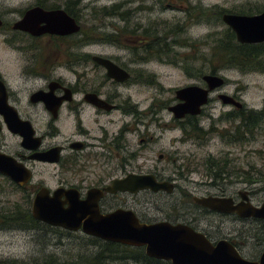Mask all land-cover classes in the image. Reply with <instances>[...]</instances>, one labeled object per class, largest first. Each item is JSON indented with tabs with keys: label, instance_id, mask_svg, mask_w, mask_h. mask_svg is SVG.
Segmentation results:
<instances>
[{
	"label": "rangeland",
	"instance_id": "374dc122",
	"mask_svg": "<svg viewBox=\"0 0 264 264\" xmlns=\"http://www.w3.org/2000/svg\"><path fill=\"white\" fill-rule=\"evenodd\" d=\"M24 0H7L9 7H18ZM121 0H110L100 2L98 7L112 5ZM125 0H122V3ZM131 6L135 11L134 16L128 17L127 26L115 21L113 18L104 21L101 29L106 34L115 31L114 25L123 29L122 43L118 45H103L80 49L77 47H56L48 41L33 44L26 43L21 47L22 51L15 53L11 48H6L0 38V72L9 74L11 83L18 86L19 80L15 72L9 69L8 63L26 59L29 56H39L40 62L44 59H51L56 62V77L64 80L70 78L69 69L62 57L70 54H92L119 60L122 66L128 71H144L153 74L152 86L147 88L139 82L137 87L133 83L121 87L122 94L129 95L133 99L138 94V99H152L157 110L159 119L152 128L154 144L152 154L147 155V162L137 157L133 170L143 167L147 173L158 174L162 178H171L175 181L178 190H175L171 198H152L150 195L140 194L136 197L128 196L124 203L129 209L134 210L144 223H154L172 218L179 210L180 204L187 208H193L192 212L200 217L201 226L207 229H220V232H213L214 238L236 239L237 249L242 258L248 261H256L262 253L264 243L256 241V236L264 237L262 226L251 222H241L233 218H220L209 216L195 207L191 199L193 197H206L209 194L225 193L229 196L239 191L252 193L253 205H259L264 201V184H249L248 179L257 181L256 173L264 178V124L257 131L254 140L244 144L228 143L225 137L227 133L234 130V124L225 123V115L234 112V108L223 106L217 99L219 95L235 97L248 111L264 113V74L241 73L237 70H220L217 76L224 79V86L213 92L210 96V104L203 109L199 117V127L205 132L214 126L215 132L205 140H198L195 137H187L183 134V143L180 142L182 133L180 130L162 128V124H169L171 115L163 109L169 106L175 99L174 93L177 90L199 86L204 88L200 79L210 75L211 65L207 62L213 59V45L216 41H225L226 31H230L222 22H218L213 16L212 10L218 9L229 14L239 15L240 13L255 15L264 11V0H134ZM108 6V7H109ZM129 9V8H128ZM125 14V11H122ZM18 16H11L9 20H17ZM98 24V22L96 23ZM140 26L137 33H133L131 26ZM182 28L181 31L174 30ZM146 31L149 43L154 34L160 39L157 41L165 44L163 49L167 51L161 57H150L145 59L147 63H133V56L139 58L145 56L139 46L142 31ZM143 31V34H144ZM148 31V32H147ZM175 33V34H174ZM120 38V41L122 40ZM136 39V40H135ZM164 42V43H163ZM142 44V45H143ZM189 44L188 46H185ZM37 51L34 52L33 48ZM168 48V49H167ZM147 55V54H146ZM20 61V60H19ZM219 69V66L214 63ZM8 67V68H7ZM199 77V78H198ZM201 77V78H202ZM155 81V82H154ZM147 88V89H146ZM137 101V99H136ZM149 104V102L147 103ZM146 105L143 106L145 108ZM162 104V105H160ZM131 150L140 148L137 138L129 140ZM162 155L163 158L159 159ZM125 157V155H123ZM213 160L230 173L229 178L223 177V181L213 186L208 178L209 160ZM252 169V170H251ZM32 186L43 182L49 189L57 186V179L54 175L55 168L52 166H36ZM252 175V176H250ZM33 191V192H32ZM21 192L8 186L0 179V210H11L21 205L23 199L33 197L37 190ZM190 199V201L187 200ZM146 203H153L144 206ZM190 205V206H189ZM155 206V207H154ZM177 206L175 213L173 207ZM157 208V209H156ZM188 210L180 211L181 215ZM80 234L67 235L61 230L54 231L49 228L37 227L31 230H0V264L2 263H27L43 264L47 257H54L61 262L74 260L76 254L88 252L85 247L87 241L81 239ZM87 254V253H85ZM111 264H124L114 262ZM126 264H136L128 262Z\"/></svg>",
	"mask_w": 264,
	"mask_h": 264
},
{
	"label": "flooded vegetation",
	"instance_id": "af4514ba",
	"mask_svg": "<svg viewBox=\"0 0 264 264\" xmlns=\"http://www.w3.org/2000/svg\"><path fill=\"white\" fill-rule=\"evenodd\" d=\"M104 1L110 0H24L20 2L18 7H9L7 0H0L1 43L6 48H11L15 53L22 51L21 47H25L26 43L37 44L42 41H48L53 46L63 48L77 47L84 49L109 45L103 40V36L106 33L101 29V25H104V21L108 18L109 20L113 18L115 21L123 23V18L121 17L123 10L128 17L134 16L135 11L131 6L135 1L125 0L122 3L121 0L118 3H111L112 5L110 6L98 7V4ZM33 9H40L43 12H63L69 19L73 20L78 27V32L67 36L44 35L32 37L15 31L13 29L14 25L21 21L27 12ZM262 12L250 16H257ZM14 15L18 16V19L9 20V17ZM224 15L236 14L223 12L220 15V22H222ZM97 22L98 24H96ZM124 25L127 24L124 23ZM114 27L116 28L115 33L121 29L116 25ZM129 28L137 33L140 26L134 25ZM117 36H120V34H117ZM141 40L140 38L138 45L143 44ZM29 47L33 48L34 52L37 51L36 47ZM96 57L108 60L117 68L125 71L129 75L128 80L118 83L110 79L105 69L93 60ZM133 57V63H147L142 60L145 58ZM62 58L65 60L67 69H69L70 78L67 80L56 77L57 68L54 60L44 59V61L40 62L41 58L39 56H29L25 60L20 58V61L13 63L6 62L9 69L17 70L15 74H17V78L20 81L18 86H14L11 83L9 74L0 72V91H4V100L1 99L0 101V110H4L3 113H0V154L13 160L17 165L24 167L31 174V180L25 188H21L1 175L0 179L8 186L21 192L37 190L32 198L29 197L31 203L35 194L41 189H46L50 197H53L57 191H71L74 192V198L76 194L81 202L87 200L90 192L96 191L101 193L100 196L98 194L93 195V199L97 203L98 213L101 216L122 210L132 212L140 223L147 225L163 222L172 225H185L193 231L203 234L212 244H216L221 240L228 241L238 252L236 239L214 238L217 236H212V233L220 232V229H214V227L211 229L209 224L207 229H203L200 217L192 212L193 208H187L180 204L179 210L176 211L177 206L173 207L174 210H171V213L176 211L177 213L175 214H178L173 219L168 217L164 221L144 223L143 220L139 219V214L124 205L128 196L136 197L140 194H146L152 198H171L175 190H178L173 179H165L158 176V174L147 173L143 170L144 166H141L139 171L138 168L133 170L132 166L136 163L137 157L147 162L145 159H147L148 154H152L151 146L154 144L152 128L155 123L158 125L162 122V119H159L160 111L157 110L152 99L145 98L143 100L142 97L138 99V94H135L137 101L129 95L125 97L122 94L121 87L130 83H133V87H137L138 81H140V88L145 84L150 89L153 85V74L138 70L128 71L119 60L92 54L67 55ZM232 98L236 100L235 97ZM148 102L149 104H147ZM146 104L147 106L143 108ZM176 105H178V101L173 100L167 108H164V105L162 107L168 112L170 108ZM241 110L247 111L244 107L236 111ZM169 114L171 115L170 123L162 124L161 126L162 128L180 130L182 133L180 142L183 143V134L192 128L190 124L195 119L199 120L203 111L199 117L187 116L180 121L175 120L171 113ZM16 125L21 126L20 130L23 136L9 131V126ZM29 132H32V134H29ZM24 138L27 139V143H25L26 140ZM130 138L138 139V144L140 145L138 150H131ZM28 145L30 147L36 145V148L28 149ZM54 149L58 150L59 160L57 163L50 164L36 160L38 156ZM162 158L163 156L160 155L159 159ZM36 166H52L55 168L54 175L57 179V186L54 189L47 188L41 181L32 186ZM130 175L153 176L157 183L172 185L173 192L172 194L164 192L152 193L146 190L134 195L119 192L116 194L105 193V190L113 182L123 180ZM244 192L247 193L248 202L253 205V195L248 191H239L231 196L222 193L209 194L206 197L231 198L234 205H237L241 202L240 195ZM60 201L64 202L65 197L62 196ZM152 204L146 203L144 206ZM261 204L253 206L259 207ZM195 207L209 216L228 217L237 221L251 222L264 226V221L254 219L241 220L236 215H222L206 209L202 210L196 205ZM64 208H67V206L65 205ZM182 210H188V212L181 215L180 211ZM46 227L53 230H61L66 234H80L82 237H87L80 231L78 233H70L59 228ZM263 252L264 248H262Z\"/></svg>",
	"mask_w": 264,
	"mask_h": 264
},
{
	"label": "water",
	"instance_id": "95a60500",
	"mask_svg": "<svg viewBox=\"0 0 264 264\" xmlns=\"http://www.w3.org/2000/svg\"><path fill=\"white\" fill-rule=\"evenodd\" d=\"M222 23L234 34L237 44H264V12L250 17L224 15ZM13 29L32 37L67 36L78 32L73 20L63 12H43L40 9L27 12ZM93 60L105 69L110 79L118 83L128 80L129 75L108 60L97 57ZM202 83L204 88L190 86L175 92L178 105L168 110L175 120L180 121L187 116L199 117L209 104L211 94L224 86V79L217 75H209L202 77ZM3 95L4 91H0V101L4 100ZM217 98L223 106L233 107L236 110L243 108L240 102L227 95H219ZM3 111L0 110V113ZM20 127L9 126L8 129L13 134L22 135ZM24 139L27 143V139ZM27 148L32 150L36 145L34 147L28 145ZM58 157V150L54 149L35 158L43 163L54 164L58 162ZM0 175L21 188H25L31 180V174L24 167L1 154ZM146 190L152 193L172 194L173 186L168 183H157L153 176L130 175L123 180L113 182L105 193L119 192L134 195ZM95 194L101 195L92 191L87 200L81 202L76 194L74 198V192L71 191H57L53 197H50L46 189H41L35 194L31 203L32 219L70 233L80 231L84 236L104 243L143 249L147 258L169 264H264V252L256 261L245 260L228 241L221 240L212 244L203 234L185 225L164 222L147 225L140 223L132 212L122 210L101 216L93 199ZM62 196L65 197L64 202L60 201ZM240 196L241 202L237 205H234L231 198L213 196L193 197L192 201L196 206L218 214L236 215L241 220L264 221V202L261 206L255 207L248 202L246 192ZM65 205L67 208H64Z\"/></svg>",
	"mask_w": 264,
	"mask_h": 264
},
{
	"label": "trees",
	"instance_id": "16d2710c",
	"mask_svg": "<svg viewBox=\"0 0 264 264\" xmlns=\"http://www.w3.org/2000/svg\"><path fill=\"white\" fill-rule=\"evenodd\" d=\"M212 13L213 16H215L216 20L220 22V15L223 12L216 8L212 10ZM239 15L250 16V14L244 13H240ZM121 17L125 19L127 18L125 23L128 24V15L123 14ZM123 29H120L116 33L115 31H113V33L105 34L103 36V40L106 44L109 45H118L119 43H122L124 40L122 38ZM181 29L182 28H178L174 31L179 32L181 31ZM143 31L142 35H140L139 38L142 39L141 41L146 42L148 39L147 36L149 37V35L145 36L146 31H144V34ZM132 32L136 34L135 30ZM117 34H120V36H117ZM120 38H122L121 41ZM224 39L225 41L218 40L213 45V59L207 62L212 66L210 69V75H217L220 70L226 69H233L246 74H264V44L239 45L237 44L234 35L228 30L226 31V36ZM157 41H160V39L154 34L149 43L143 45L140 44L139 46H141V50L145 54L141 56H145V59H148L154 56L161 57L162 55L166 54L167 51L164 50L165 48L163 49L165 44L161 45L162 42H159V44H157ZM188 45L189 44H186L185 46ZM71 55L74 54H70L68 56ZM214 63L219 66V69L214 66ZM199 77L201 79L202 76L200 75ZM224 122L235 125L234 130L231 133H227L225 136L228 140V143L234 145L244 144L254 140L253 138L255 134L264 124V113L248 110H235L234 112L225 115ZM190 125L192 128L187 133H185V136L187 137H195L198 140H205L215 132L213 128L214 126H212L208 131L205 132L202 128L199 127L200 125L198 119H195V121ZM260 155L264 157V153L260 152ZM209 161L210 162L207 165L209 173L207 176L212 181L213 186L217 183L222 182L223 177L229 178L231 176L230 173L227 172L226 169L221 167L218 163L214 162L211 159ZM255 175L257 177V181L254 182L248 179V183L264 184V178H260V176L262 175L260 173H256ZM187 200L190 201L189 198H187ZM30 205L31 199L28 196L27 198L23 199V203L21 205L15 206L14 209L8 211L0 210V230H31L40 226L43 228H48L32 219L30 214ZM54 231H58V229ZM262 231L264 232V226H262ZM67 235L74 236V234L68 233ZM81 239L87 241L85 245V247H87L88 249V252H85L87 254H76L74 260L71 262H61L54 257H47L46 259H44L45 261L43 262V264H111L114 262H123L124 264L128 262H134L136 264H169L147 258L144 254L143 249H134L118 244L104 243L100 240L89 237H82ZM255 239L259 243H264V237L260 238L259 236H256ZM7 264L27 263L12 262Z\"/></svg>",
	"mask_w": 264,
	"mask_h": 264
},
{
	"label": "bare ground",
	"instance_id": "6f19581e",
	"mask_svg": "<svg viewBox=\"0 0 264 264\" xmlns=\"http://www.w3.org/2000/svg\"><path fill=\"white\" fill-rule=\"evenodd\" d=\"M24 228V227H23Z\"/></svg>",
	"mask_w": 264,
	"mask_h": 264
}]
</instances>
